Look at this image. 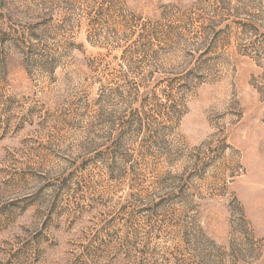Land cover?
Returning a JSON list of instances; mask_svg holds the SVG:
<instances>
[{"label": "rangeland", "instance_id": "374dc122", "mask_svg": "<svg viewBox=\"0 0 264 264\" xmlns=\"http://www.w3.org/2000/svg\"><path fill=\"white\" fill-rule=\"evenodd\" d=\"M0 264H264V0H0Z\"/></svg>", "mask_w": 264, "mask_h": 264}]
</instances>
